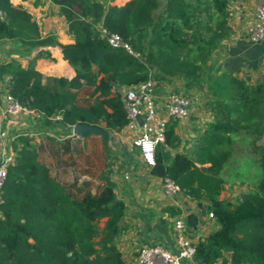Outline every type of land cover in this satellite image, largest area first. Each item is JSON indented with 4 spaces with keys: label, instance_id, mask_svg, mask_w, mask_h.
<instances>
[{
    "label": "trees",
    "instance_id": "trees-1",
    "mask_svg": "<svg viewBox=\"0 0 264 264\" xmlns=\"http://www.w3.org/2000/svg\"><path fill=\"white\" fill-rule=\"evenodd\" d=\"M50 1L63 7L72 44L42 36L31 14L11 0H0V40L12 41L20 55L37 46L57 45L75 74L71 79L45 76L32 61L22 67L12 59L0 63L7 93L41 114L45 126L55 124L69 134L79 123L103 124L112 133L126 124L120 87L173 76L185 88L204 87L213 119L202 134L199 155L206 157L201 164L208 165H196L188 154L170 156L165 151L181 142L175 121L167 123L164 141L155 148L156 163L166 164L164 177L183 194L206 199L207 211L218 224L197 242L192 261L215 264L229 252L230 264H264V144H258L264 135V81L252 84L217 74L210 62L219 41L230 34L229 0H130L122 6L108 0ZM98 24L117 33L133 53L110 46ZM39 57L53 60L45 51H39ZM81 95L87 97L80 100ZM47 138L62 170L70 167L67 139ZM242 139L252 153L241 164L247 167L252 160L253 181L233 201L219 199L232 146ZM29 142L20 136V146L14 145L15 162L2 187L0 264H127L115 243L125 206L114 183L105 173L97 176L101 183L94 191L90 179L78 181L75 175L71 182L61 181ZM71 151L78 156L81 146L74 144ZM185 221L195 227L198 217L189 214Z\"/></svg>",
    "mask_w": 264,
    "mask_h": 264
},
{
    "label": "crops",
    "instance_id": "crops-1",
    "mask_svg": "<svg viewBox=\"0 0 264 264\" xmlns=\"http://www.w3.org/2000/svg\"><path fill=\"white\" fill-rule=\"evenodd\" d=\"M128 1L130 0H108L107 4L122 6ZM11 2L14 5L22 6L31 14L38 24L42 36L52 35L61 44H72L74 42L73 35L68 32L67 20L61 5L50 0H11ZM228 6H231V18L228 19L230 34L219 41L218 46L211 55L210 62L217 74L225 72L237 78L248 79L250 83L254 84L264 79V43L253 42L249 38V32L254 22V0H229ZM11 46H14L12 41L0 40V63L14 59L22 67H27L29 62L32 61L35 69L45 76H63L71 79L75 74L73 68L63 58L61 49L57 45L37 46L32 48L26 55H20L13 50L10 51ZM39 51L49 52L53 60L45 57L36 58ZM125 88L120 87L119 91L122 92ZM201 89L203 88H185L183 81L176 76L157 81L156 84L158 95H165L173 91H199L203 94ZM6 92L4 85V90L0 91V97L2 98L0 103L3 101L2 94ZM83 97L85 98L87 95ZM206 101L207 99L203 97L202 102H194L186 117L175 120L174 130L180 137L181 142L175 148H165L170 156L184 153L188 154L196 165H208V163L201 164V160L205 161L206 157L199 155L202 134L207 130L208 124L213 119V114L209 110ZM30 116H24L25 119L23 116L17 117L18 120L20 118L19 122L12 121L11 124L16 125V127H26L29 125ZM36 116L39 120H36V123L42 122L43 116L41 114ZM100 126L103 128V124ZM55 129L64 131L66 134L65 129H60L55 124L42 125L39 130L36 129V132L43 135L46 140V146L43 145L44 139H41L42 143H38L37 148H35L39 160L44 162L50 169L51 174L59 177L61 181L71 182L75 175L78 177V181L90 179L92 181V191H94L95 186L101 183L97 179L98 175L105 173L109 177L114 183V192L117 198L122 200L125 206V213L118 222V225L122 226L123 229L116 237L115 243L122 259L127 264L132 263L137 250L144 245L161 244L174 250L173 223L177 218L185 220L189 214L198 217L197 226H187V237L195 244L218 227L215 219L209 217L207 211L208 201L206 199L194 200L183 194L182 191L173 195H168L165 192L163 177L151 174L150 168L142 163L137 148L132 143L133 133L129 131L112 132L116 135L115 143H117L112 147L106 146L105 140L97 134L91 133L82 136L73 134L72 131L66 134L65 139L70 145V151L66 155L68 160L71 161L69 166L73 170L76 169L78 164L84 168L92 163L99 165L98 173L95 176H90L86 172L76 174L73 171L71 179H63L60 173L64 165L57 162V156L55 157L50 152L48 145L47 137L56 139L51 134V132H55ZM56 141L61 142L57 139ZM74 144L81 146L82 152L78 156L71 151ZM160 164L166 166L165 163ZM231 171L233 172L234 168H231ZM232 172L231 175L233 176ZM234 181V178H231L227 185L224 181V188L219 195V199L232 200L229 197L230 195L226 196L224 193L227 188L231 190L229 184L236 187ZM167 208L170 209L166 210ZM175 210H178V213H174ZM181 264L197 263L186 260ZM215 264H230V253L225 252L223 257L219 258Z\"/></svg>",
    "mask_w": 264,
    "mask_h": 264
},
{
    "label": "built area",
    "instance_id": "built-area-1",
    "mask_svg": "<svg viewBox=\"0 0 264 264\" xmlns=\"http://www.w3.org/2000/svg\"><path fill=\"white\" fill-rule=\"evenodd\" d=\"M97 29L110 46L123 47L129 53H133L130 46L117 33L108 32L100 24L97 25ZM249 38L253 42L264 43V0H254V22ZM156 84L157 82L153 79H148L128 86L120 92L126 117V124L122 130L133 133L132 143L137 148L142 163L148 168L156 164L155 148L164 141L167 123L186 117L192 104L203 100V94L199 91H173L158 95ZM2 97L3 101L0 105V199L9 167L14 164L16 157V150L8 143L4 124H11L13 120L18 119L17 117L26 115L38 117L36 115H40L23 107L7 92L2 94ZM163 185L168 195L180 191L179 187L168 177H163ZM209 217H213L212 213H209ZM173 231L174 250L161 244L144 245L137 250L131 264H181L183 261L192 260L196 244L187 237L186 221L177 218L173 223Z\"/></svg>",
    "mask_w": 264,
    "mask_h": 264
},
{
    "label": "rangeland",
    "instance_id": "rangeland-1",
    "mask_svg": "<svg viewBox=\"0 0 264 264\" xmlns=\"http://www.w3.org/2000/svg\"><path fill=\"white\" fill-rule=\"evenodd\" d=\"M78 2H91V0H76ZM77 8V6H76ZM231 18V6H228V19ZM14 49V46H11L10 51ZM154 81L157 82V80L153 79ZM264 81V79H262ZM4 85L5 82L3 80L0 79V91L4 90ZM203 91V94L206 93L205 88L203 87V89H201ZM203 97H206V94L203 95ZM80 100H84L85 98H83V96H80ZM2 98L0 97V102H1ZM0 105H2V103H0ZM25 119V117H23ZM37 117H34L33 115H31L29 117V125L26 127H19L14 124H10L9 123H5L4 124V128L7 131V140L8 143L12 146V148L14 147V145H16L17 147L20 146L19 144V137L20 136H25L30 138V142L29 144L31 145V147L33 148H37V144L38 143H42V140L44 139L43 135H39L40 133L36 132V129H40L42 125H44V122L42 120V122H38L36 123V120H38ZM23 119V120H24ZM20 120V118H19ZM19 120H13L14 122L18 123ZM39 121V120H38ZM8 122V121H7ZM36 128V129H35ZM72 131V130H71ZM31 134V136L29 137V135ZM52 136L55 137L57 140L59 141H64L65 137V132L64 131H59L55 129V132H51ZM50 134V135H51ZM264 136V135H263ZM262 136V138L258 141V144H264V137ZM42 137V138H41ZM102 137V136H101ZM42 139V140H41ZM103 140H105V144L106 146L109 145V147H112L114 145H117V143H115V139H116V135L114 133H110L107 132V136H105V138L102 137ZM1 141V139H0ZM46 144V140L44 139L43 145ZM46 146V145H45ZM1 147V145H0ZM1 149V148H0ZM17 152V149H16ZM252 151L250 150V146L248 144V142L246 140H237V142L232 146V156L230 158V160L228 161V163L226 164L224 170H223V177H224V181L225 184L227 185L229 181H231V178H234V184L236 187H233V184H229V187H231V190L227 188V190L225 191V195H230V199L234 200L237 197H240L241 193H243V190H246V186L247 184H249L250 182L253 181V179L251 180L252 174H254L255 169L251 167V163L252 160H248L249 162V166L245 167V170L243 168V164L242 161L246 160V155L250 154L251 155ZM65 158L67 159L68 156L65 155ZM98 165L99 164H91L89 166H87L86 168H84L82 165L78 164V166L76 167V169H72L71 166L67 167L65 170H61V175L63 179H71V174H73V171H77L78 173L82 174L84 172H86L87 174H89L90 176H95L98 173ZM75 168V167H74ZM231 168H234V171H231ZM243 168V169H242ZM248 168V169H246ZM86 170V171H85ZM231 172L234 174L233 176L231 175Z\"/></svg>",
    "mask_w": 264,
    "mask_h": 264
},
{
    "label": "water",
    "instance_id": "water-1",
    "mask_svg": "<svg viewBox=\"0 0 264 264\" xmlns=\"http://www.w3.org/2000/svg\"><path fill=\"white\" fill-rule=\"evenodd\" d=\"M72 132L73 134H79L82 136L88 135V134H97L102 136L103 138H105V136H107V131L102 128L101 126H97V125H87V124H83V123H79L73 126L72 128ZM165 171H166V166L160 163H156L155 165H153L152 167H150V173L160 176V177H164L165 175Z\"/></svg>",
    "mask_w": 264,
    "mask_h": 264
}]
</instances>
